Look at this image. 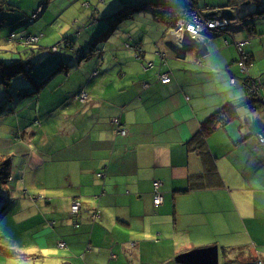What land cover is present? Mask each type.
<instances>
[{"label":"crops","instance_id":"obj_1","mask_svg":"<svg viewBox=\"0 0 264 264\" xmlns=\"http://www.w3.org/2000/svg\"><path fill=\"white\" fill-rule=\"evenodd\" d=\"M51 1L0 0V29L25 28L20 33L40 38L36 21ZM73 1L79 12H92L80 16L90 25L82 40L93 44L101 36L116 53L107 70L100 62L78 84L55 79L25 97L10 91L11 101L0 104V155L10 159L13 177L0 216V264H181L178 257L214 247L218 264H264V145L257 142L264 103L247 105L235 46L247 42L248 75L260 82L264 100V0H198L237 27L208 35L204 56L189 49L183 59L154 20L152 5L171 0ZM106 2L104 11L97 6ZM40 7V18L26 26ZM125 8L131 11L123 20L117 16ZM134 45L144 49L141 60L127 49ZM19 54L14 49L11 61ZM167 71L171 81L162 84L158 77ZM80 92L87 102L74 100ZM225 107L230 119L202 132ZM73 200L80 203L77 217L70 215Z\"/></svg>","mask_w":264,"mask_h":264},{"label":"rangeland","instance_id":"obj_2","mask_svg":"<svg viewBox=\"0 0 264 264\" xmlns=\"http://www.w3.org/2000/svg\"><path fill=\"white\" fill-rule=\"evenodd\" d=\"M82 1H87L90 4H93V6H96V3H97V0H93V3H91L89 0H82ZM197 2H198V0H196V6L198 7ZM38 3L42 4L44 6L43 0H38ZM51 3H52L51 8L49 10H47L46 13L44 14V16H42L41 18H40L41 15H39L38 18H40V19H38L36 21V24L39 25L36 28H37V30H40L42 33V36L39 38V40L37 42L31 43V42L27 41V38L29 37V35H26L23 38H20L18 40L19 41L18 43H16L17 41L12 42V41H10L11 38L8 37L9 36L8 30H13V27L5 26L2 29H0V51H3L2 53H0L1 57L5 58V60L9 63L11 61V59L13 57H15V56L12 57L10 55V53L13 52L14 49H18L19 53L23 52L24 50H27L29 55L30 54L32 55V53L34 51L38 52V53L41 52L44 57L39 61L38 68L36 69L38 75L40 77L45 76L51 70H53L54 72L60 71V72H58L59 74H56L53 77V79H51L48 83H52L56 79V81L59 80V81H62L63 83H66V87H70L72 84H78V82H80L83 79V77H81V74H86V73L90 74L92 72L94 66H96V68H99L98 65L100 62H101L100 64L103 63V65H102V67L99 68V70H101V71L107 70V68H109V65L107 66V62L108 63L110 62L111 54L116 53V52H114V47L108 45L104 41H100L101 36L95 37L94 41L92 40L93 44L87 43L84 40H82V38H83L81 36L82 31L84 30L86 25L87 26H90V25L88 24L87 20H85L83 23L82 22L83 20H82V18H80V16L81 15L84 17L89 16L90 14H92V12L91 11L79 12L78 11L79 9L76 7L77 3H74L73 0H70V1L64 0V3H65L64 5L61 4V0H52ZM194 4H195V2H194ZM28 5H29V2H26L25 6H28ZM98 5L104 11L103 8L108 6V2L99 3V4H97V6ZM102 5H103V7H102ZM152 6L154 9V20L158 23H162L165 27H170L171 26L170 21H168V20L166 21V17H168L166 15V13H162V14H164V15H162L159 12H156V10H160V9L162 10V5H159L157 2L156 4H154ZM84 8L88 9L89 4H84ZM204 10H206V9L202 8L201 11H204ZM210 11H213V10H210ZM82 12H85V13H82ZM95 13H96V11H95ZM2 14H3V12L1 11L0 12V19L3 18ZM34 16H37L36 12L34 13ZM117 17L123 18V20L127 18V16L124 17L122 14H120ZM95 18H96V20H98V16L97 17L95 16ZM114 21L115 20L111 21L112 24L113 23L116 24ZM93 24L94 23H92V25ZM108 27H109V25H105L106 29ZM18 30H24V29H18ZM92 30H96V28H94ZM120 31L124 32V35L126 34V32L124 30H120ZM218 34H224V33L221 32ZM172 36L173 35L170 34V32H169V36H168V34L164 35L165 38H168L169 43H171V42L173 43V46H175L176 52L177 51H178V53L181 52L180 55L177 54L178 56H180V59H181V56L185 57L186 53L189 50L188 48L193 50V48L190 47L191 46L190 42H189V44L186 43L187 45H189V46H187L188 48H186L185 50H183L184 48L181 49L184 46L183 42H185L183 40V37L179 36L180 37L179 40H177V39L173 40V39H171ZM205 36H208V35H205ZM205 36L202 37L201 40H199V44H202V45L205 44L206 45L207 37L205 38ZM122 42L123 41H120L119 42L120 44H118V46H120V47L124 46V44ZM176 46H178V47L181 46L179 48L182 51H179L180 49H177ZM127 49L131 50L134 53L137 60L142 59V56L144 54V49L141 45H134L133 47H128ZM154 49L156 50L155 52H157L158 49L160 50V47H157L154 45ZM50 50H51V54H49ZM165 50H168V49L164 48V50H161V51L166 52ZM146 51H148V53L151 52V54L154 52V50H152V51L146 50ZM54 52H57V53H54ZM159 55L161 56L162 59H164L163 58L164 56L162 54H159ZM63 56H65V58ZM69 57H72V58L69 60ZM30 59H31V57H30ZM65 59L68 60V63L61 65V67L58 70L57 65L61 61L66 62ZM112 59H113V57H112ZM80 61H82V62L79 65ZM113 61L115 64V59H113ZM111 62H112V60H111ZM111 62H110V65H111ZM148 67L151 68L152 65L149 64ZM67 72H69L68 77H66V75H65ZM165 73L166 74L169 73V75L172 74L171 71H167ZM160 76L161 75H159V77ZM69 78H70V81L66 82ZM96 79L98 82L100 80V83H102L103 76H99ZM109 83H110V81H108L107 84H109ZM10 91L18 93L15 89V86L4 87V85H0V104H4V103L7 104V102H9V100L11 101L12 94L9 93ZM78 95H80V97L75 95L74 100H77L80 98H82V100L84 102H87L89 100V96L85 92H80V93H78ZM80 101H81V99H80ZM83 101H81V102H83ZM3 107H5V106L0 105V113H3L2 112ZM7 110H6V112H7ZM113 123H114V121H113ZM219 124L222 125L223 121L222 122L220 121ZM10 130H12V128ZM30 131H31V129H30ZM4 132H6V131L0 130L1 135ZM117 132L119 135H122V136H124L126 134V132L121 130L119 127L117 128ZM2 138H4V137H2ZM9 160H8L7 156L0 155V180L5 178L3 185H0V204H8L10 202V194L11 193L9 194V192H10L11 188L8 187V184L11 183V181L13 180V177H12V174L10 172L11 162ZM7 163H9L8 166H6ZM22 196H27L29 199H32V200L35 199V197L28 196L27 192L25 190L22 192ZM153 201H154V197H153ZM74 203H77L79 205L78 210H77L78 211L77 214L72 213V208H73L72 206L74 205ZM79 212H80V203L78 201L73 200L71 203V207H70V215L72 217H77L79 215ZM93 215L94 216L96 215L97 217L93 218ZM97 218H98V212L94 211L92 213V221L95 222V220ZM22 258H23L22 255L17 254L16 259H22ZM0 260L3 261V257H0Z\"/></svg>","mask_w":264,"mask_h":264},{"label":"built area","instance_id":"obj_3","mask_svg":"<svg viewBox=\"0 0 264 264\" xmlns=\"http://www.w3.org/2000/svg\"><path fill=\"white\" fill-rule=\"evenodd\" d=\"M103 1V0H102ZM195 2V4H194ZM202 8H199L196 6V0H184L182 4H180V0H171V2L167 3L166 6H162V10H156V12H159L160 14L166 13L168 17H166V21H170L171 23V32L172 38L179 40L180 37H183V40H188L190 43L191 42H199L202 37L205 35H215L218 33H229L232 31L235 27L236 24L233 22L228 21L224 15H220L219 11H210V10H204L201 11ZM164 15V14H162ZM36 16H33V19L30 20L31 22L35 19ZM209 33V34H208ZM207 36H205L206 38ZM12 38V36H11ZM27 41L34 43L37 42L36 37H28ZM247 42H241V43H236V49L238 50V53L240 55V59L238 60L237 64L238 67L240 68L241 73H243L246 76V79L244 81V86L246 87V99L249 100L247 101V105L251 106L252 103H250V100H255L256 101H261L264 103V100H260V96L258 95V89L260 86V82L251 79L248 75V66L247 62L248 59L245 56V53L243 52V47L246 45ZM177 49H180L179 47L181 46H176ZM184 46L181 48L183 49ZM179 51H182V50ZM176 54L180 55L178 51ZM159 80L162 84H168L171 81V74L165 73L161 74L159 77ZM233 80H231V83ZM114 123L116 125L119 124L117 120H114ZM257 142L259 145L263 146L264 145V128L263 130L257 135ZM101 175H98L100 177ZM154 205L158 206L161 204L162 199L160 194L158 193V187L159 183H154ZM72 213L77 214V210L79 205L77 203H74L72 206ZM97 216L93 215V218H96ZM59 247H64V243H59Z\"/></svg>","mask_w":264,"mask_h":264},{"label":"trees","instance_id":"obj_4","mask_svg":"<svg viewBox=\"0 0 264 264\" xmlns=\"http://www.w3.org/2000/svg\"><path fill=\"white\" fill-rule=\"evenodd\" d=\"M184 2V0H180V4H182ZM159 5L162 6H166V3L164 2H160L158 3ZM129 8H125L124 9V14H128ZM3 10V8L0 7V11ZM43 10V7H40V9L38 8L35 12H36V17L35 19H37L39 17V15L41 14ZM34 12V13H35ZM259 12V11H258ZM34 14L29 17L27 19V21L25 22V25L27 26V24L30 23H34V20L31 22L30 20L33 19ZM2 23V22H0ZM19 28H15L14 30L11 32L12 34H10V38L12 42H16L18 43L19 39L23 36L29 35L27 33H20V30H18ZM24 29L25 28H21ZM27 30V29H26ZM18 31V32H17ZM17 32V33H15ZM18 35V36H17ZM21 36V37H20ZM30 37H36L37 41L39 40L38 36H33V35H29ZM52 50V49H51ZM51 50L49 52V54H51ZM37 53V54H36ZM57 53V52H54ZM40 54V55H39ZM31 59H30V57ZM44 56L42 55V53H38V52H33L32 55L27 52V50H24L23 52H20L19 54V59H17V61H10L9 63L1 61L0 60V85H4V87H10V86H15V89L17 92H19L21 97H25L27 95H32L34 93H38L41 88H43L49 81L50 79L55 76L56 74H58V72H54L53 70H51L47 75L45 76H39L37 73V68L39 65V61L43 58ZM65 58V56H63ZM72 57H69V60ZM66 60V59H65ZM249 61V59H248ZM67 64L68 62H63L61 61L57 66V69L59 70V68L61 67V65L63 64ZM32 91H30V89H32ZM15 94V93H14ZM249 101V100H247ZM250 103H254L255 100H250ZM248 103V102H247ZM231 109V107H225L223 108L221 111L217 112L216 114L212 115L203 125H202V132H206L209 133L211 132L214 122L217 121L218 119L221 118V121L226 122L228 121L230 118V113L229 110ZM9 163L6 164V166H8ZM5 166V167H6ZM7 175V174H6ZM5 178L0 180V185H3ZM0 216L7 210V205L8 204H0ZM65 246V245H64ZM7 255V257H13L15 255L14 251L11 250H6L5 253Z\"/></svg>","mask_w":264,"mask_h":264},{"label":"water","instance_id":"obj_5","mask_svg":"<svg viewBox=\"0 0 264 264\" xmlns=\"http://www.w3.org/2000/svg\"><path fill=\"white\" fill-rule=\"evenodd\" d=\"M220 15L223 16L222 13ZM184 43V49L188 48L186 43L189 44L188 40H185ZM191 48L195 50L196 56L202 57L206 54L207 49L206 45L199 44V42H191ZM190 49V48H188ZM180 57V56H178ZM183 59L184 57L181 56ZM177 261L181 264H218V253L217 248H210V249H202V250H196L193 252H190L186 255H182L177 258Z\"/></svg>","mask_w":264,"mask_h":264},{"label":"bare ground","instance_id":"obj_6","mask_svg":"<svg viewBox=\"0 0 264 264\" xmlns=\"http://www.w3.org/2000/svg\"><path fill=\"white\" fill-rule=\"evenodd\" d=\"M120 14H122L123 16H125V14H124V13H122V12H121ZM171 30H172V28H171V27H166V32H168V33H169V32H171Z\"/></svg>","mask_w":264,"mask_h":264}]
</instances>
